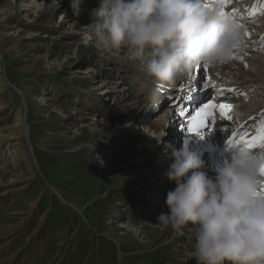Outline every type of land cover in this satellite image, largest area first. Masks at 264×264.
Wrapping results in <instances>:
<instances>
[{
    "label": "rangeland",
    "instance_id": "374dc122",
    "mask_svg": "<svg viewBox=\"0 0 264 264\" xmlns=\"http://www.w3.org/2000/svg\"><path fill=\"white\" fill-rule=\"evenodd\" d=\"M71 4L0 0V134H18L12 142L0 137V169L10 165L0 173V194L7 192L0 196V264H196L188 240L194 227L178 234L157 222L168 209L145 185L164 186L156 183L161 169L142 176L121 170L161 160L145 121L169 110L149 115L144 92L135 94L140 77L121 66L142 64L123 47L118 53L100 47L84 27L85 3L78 15ZM194 73L185 77L204 84L205 68ZM104 79L110 95L100 92ZM44 96L53 101L41 103ZM137 102L144 106L131 107ZM15 187L21 188L9 193Z\"/></svg>",
    "mask_w": 264,
    "mask_h": 264
},
{
    "label": "clouds",
    "instance_id": "9594fccd",
    "mask_svg": "<svg viewBox=\"0 0 264 264\" xmlns=\"http://www.w3.org/2000/svg\"><path fill=\"white\" fill-rule=\"evenodd\" d=\"M79 2L72 0L75 15ZM221 11L205 0H99L84 27L100 47L112 53L123 47L146 76L171 87L196 67L215 68L243 52L246 31ZM166 149L171 162L165 175L175 188L157 222L178 234L194 227L196 264H264V148L232 147L211 177L199 170V153Z\"/></svg>",
    "mask_w": 264,
    "mask_h": 264
},
{
    "label": "bare ground",
    "instance_id": "6f19581e",
    "mask_svg": "<svg viewBox=\"0 0 264 264\" xmlns=\"http://www.w3.org/2000/svg\"><path fill=\"white\" fill-rule=\"evenodd\" d=\"M27 2L28 1H26V3ZM80 2L85 3L84 6H85L86 11L83 13V17H84L83 19L88 23L90 22V16H89L90 10L98 7L99 2H96V0H82ZM233 2H236L235 3L236 9L234 5L231 4ZM20 3H23V1H20ZM205 3H207L209 6L219 3L221 5V9L222 8L225 9L226 10L225 13H227L228 16H231L232 19H234L235 21L241 20V16L238 13L241 10H245L246 7L247 8L251 7L254 13H259L262 7L264 6V0H227V2L224 4H221L220 0H205ZM22 6L23 8H26L28 7V3ZM260 16L261 15L258 14L256 18L250 19V20H255V21H251L248 23L249 28L246 26L245 31H247L249 35L246 36L243 52L237 56V57H240V59L233 58L228 63L220 64L215 68L206 67L207 70L205 71V83H207L209 86H206L205 83L202 84L200 80L195 78V76L193 77L191 76L192 78L190 77L181 78L180 80H178L179 81L178 83H180V85L177 82L171 87H165L162 85V89L166 90V95H165V92L163 91L164 95L167 97L168 95H170L169 98L171 99H172V96L176 93L178 94L179 97L188 93L187 94L188 97H186V99L191 98V95L200 99L204 97V95L207 94V92L213 91L212 94H215L218 96L219 103H223L222 101L227 100L226 103L233 104L231 106L230 111L233 112L234 119H231V120H224L217 111H214V110L209 111L211 113V116H215V123L213 124L214 129H212L208 133H205L202 137L201 136H195V137L189 136L186 138L181 137V140L179 142H176L177 132L175 129L171 128L173 124L175 123V115L171 113L172 111L171 106L173 105L175 100L171 102L169 98L161 97L160 95L164 96L163 94L159 95V100H158L157 96H158V91L160 90H158L157 86L158 87L160 86L161 88L160 84L156 83L152 77L146 76L140 67L136 68V66H134V64L132 63L131 64L123 63L121 65L122 68L128 67L127 69H131L132 72H135V74L140 77L139 81H137L135 86L139 87L141 90L138 92L137 90L139 89L137 88L135 94L140 95V92H144V95L148 96V94L150 93V95H152V97H154L155 100L157 98V100L160 101V103L158 104H161L163 107L166 106L167 110H169L166 112L167 114L165 115V117H162L161 119L159 117H157V119L156 117L153 119L151 118L149 119L147 117L145 121L147 123L151 122L150 126L147 127L149 129L148 133L152 138L150 141L153 145L152 147V149H154L153 152L159 151L161 153L160 155L161 160H158L160 161V163H158V161H154L151 164L145 165L144 166L145 169H142V170H137L134 164H127L125 168L121 169L123 172H126V171L132 172L130 175H134L133 172H136L139 174V176H142L145 170L158 171L159 169H161L160 171H158L159 175H158V178L156 179L157 180L156 183L162 182L164 183V186H162L161 184H158V185L154 184L151 186H147L148 184L145 185L146 188L149 187L152 190L151 193L155 192L154 194L155 196H153L154 200L160 199L159 202L157 203L158 205L161 204V205H164L165 207L166 205L164 202L166 200L167 192L174 190L175 188V183L170 182L165 175L168 169V165L171 162L167 158V155H166L168 151V149H166V145H170V146L175 147L176 149H180L179 145L181 142L182 144H184L183 146L187 147L189 151L199 153L200 159L203 162L199 170L203 171L207 176L211 177L214 174L213 173L214 166L219 163L220 159H218L217 157H215L214 155L210 153H207V152L204 153L203 147H205V145L206 146L212 145L216 147L219 141L222 142L226 139V137H224L225 135L227 134L231 135V133L233 132H238V133L244 132L247 127H243V126L246 124L248 126L252 125V127H250L251 131L255 130V126H258V122L264 119V50H262L264 49V47H258V44H262L261 38L264 37V18L262 17L263 18L262 20L258 19V17ZM86 30H90V29H86ZM88 36H91V32H89ZM93 38L91 39L93 40ZM140 69L142 71H140ZM229 79H231L232 81H234V83L236 82L239 85L238 87H236L237 89L233 90L232 92L226 91V89L230 87L228 83ZM183 82L186 84L188 83V84L184 86L182 85ZM102 83H103L102 84L103 86L100 92L104 93V95H106L108 92H111L110 90L111 85H109L110 81L104 79L102 80ZM134 87L132 85V90L134 89ZM125 92L126 91H124V93ZM116 93H113V94H116ZM129 93H131V91ZM241 93H243V95H240ZM108 95H110V93H108ZM39 101L41 103H46V102L49 103L53 100H51L50 97L44 96V97H40ZM191 101H194V100H191ZM236 101H240V103L236 104ZM139 103L140 102H137V104H134L131 107H134V108L138 107L139 109L140 107L142 108L144 104L142 103L139 104ZM208 103H212V102H208ZM146 104L147 105L145 106L149 108L148 111L147 110L146 111L149 114H151L150 112H155L156 109L158 110V107L154 108V106L152 107L151 105H148V103ZM183 108L186 109V105ZM127 113L131 115L132 109L128 110ZM89 115H92V114L89 113ZM250 117L253 119L250 120L249 119ZM200 119H203V117H201ZM112 122L113 120L110 121L109 123L112 124ZM21 129L23 130V133L25 132L24 133L25 136L29 137L30 133L28 132V129L25 125V121H23V123L21 124ZM168 130H169V134L168 133L166 134ZM17 136L18 134L15 137L11 135L2 136L0 134V137H4L5 139L11 142L14 140H18ZM138 138L140 139V137L133 136V135H129L128 137V139H138ZM152 149H150V151ZM143 154H145V151L143 152ZM140 160L141 159H139L138 161ZM161 161H164V163H161ZM2 166H3L2 167L3 169L2 168L0 169V173H2V171L4 170L7 172L8 170H10L9 164L2 162ZM111 168L113 167H110V169ZM25 181L29 182L28 180H25ZM141 183H143V181ZM20 188L15 187V189H12L11 191H9V193H15V192L17 193L20 190ZM25 188H28V185L23 186L21 189L24 190ZM6 194L7 192L5 194H0V196L2 195L6 196ZM150 204H154L156 206V203H149V205ZM155 206L153 207L152 205V208H150L151 213L157 211L154 209L156 208ZM165 209H167V207H165ZM192 239L194 240L193 237H190V239L188 240H190L191 242ZM181 241L182 240L180 237L178 239V242H181ZM117 242L119 244H123V238L118 239Z\"/></svg>",
    "mask_w": 264,
    "mask_h": 264
},
{
    "label": "snow or ice",
    "instance_id": "6c2138e0",
    "mask_svg": "<svg viewBox=\"0 0 264 264\" xmlns=\"http://www.w3.org/2000/svg\"><path fill=\"white\" fill-rule=\"evenodd\" d=\"M227 0H220L221 4L226 3ZM206 6H209L206 3ZM221 15L223 16H228L227 13H225L223 10L221 11ZM243 27V25H240ZM246 36L249 35V33L246 31L245 32ZM261 43L264 44V37L261 38ZM264 50V49H262ZM235 59H240V57H235ZM227 92H232L233 88L228 87L226 89ZM240 95H243L241 93ZM209 109H212L214 111H217L219 115L224 119V120H231V116L228 114L231 110V105L228 103H208L205 104L202 108H200L196 114L193 116L190 112L188 113V116L190 117L189 123H188V131L191 133H195L198 136H203L204 131L208 130L211 131L213 126L208 123L209 117L211 116V113L208 111ZM203 117V119H200ZM250 120L253 118H249ZM243 127H246L243 126ZM237 136H239V139H235ZM247 133L246 132H233L231 135H228L226 144H228L229 147H235L236 145L243 143L250 149H258V148H264V119L260 121L259 126L256 129V135L252 136L250 139L246 138ZM259 176L260 180L259 183L261 185L260 191L264 193V165L261 166L259 170Z\"/></svg>",
    "mask_w": 264,
    "mask_h": 264
}]
</instances>
